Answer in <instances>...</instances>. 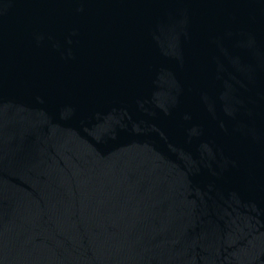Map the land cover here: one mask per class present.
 Wrapping results in <instances>:
<instances>
[{
  "label": "water",
  "instance_id": "obj_1",
  "mask_svg": "<svg viewBox=\"0 0 264 264\" xmlns=\"http://www.w3.org/2000/svg\"><path fill=\"white\" fill-rule=\"evenodd\" d=\"M0 264H264V0H0Z\"/></svg>",
  "mask_w": 264,
  "mask_h": 264
}]
</instances>
